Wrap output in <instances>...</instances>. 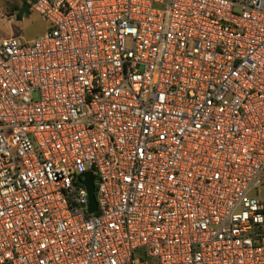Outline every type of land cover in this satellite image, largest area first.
<instances>
[{
    "label": "built area",
    "instance_id": "2783aa9c",
    "mask_svg": "<svg viewBox=\"0 0 264 264\" xmlns=\"http://www.w3.org/2000/svg\"><path fill=\"white\" fill-rule=\"evenodd\" d=\"M32 10L0 38V264H264V0Z\"/></svg>",
    "mask_w": 264,
    "mask_h": 264
},
{
    "label": "rangeland",
    "instance_id": "374dc122",
    "mask_svg": "<svg viewBox=\"0 0 264 264\" xmlns=\"http://www.w3.org/2000/svg\"><path fill=\"white\" fill-rule=\"evenodd\" d=\"M22 0H0V38L23 37L27 40L42 36L49 28L40 14L32 12L23 20H18L16 16L9 17L5 13L7 6H21Z\"/></svg>",
    "mask_w": 264,
    "mask_h": 264
},
{
    "label": "trees",
    "instance_id": "16d2710c",
    "mask_svg": "<svg viewBox=\"0 0 264 264\" xmlns=\"http://www.w3.org/2000/svg\"><path fill=\"white\" fill-rule=\"evenodd\" d=\"M23 4L21 6L15 5L13 7L7 6L5 13L9 16H16L18 20H23L26 16L30 15L32 10V4L34 0H22Z\"/></svg>",
    "mask_w": 264,
    "mask_h": 264
},
{
    "label": "water",
    "instance_id": "95a60500",
    "mask_svg": "<svg viewBox=\"0 0 264 264\" xmlns=\"http://www.w3.org/2000/svg\"><path fill=\"white\" fill-rule=\"evenodd\" d=\"M83 183L86 185L89 198H90V212L94 213L98 209L97 197H96V186L94 181V176L91 172L85 174V180Z\"/></svg>",
    "mask_w": 264,
    "mask_h": 264
}]
</instances>
